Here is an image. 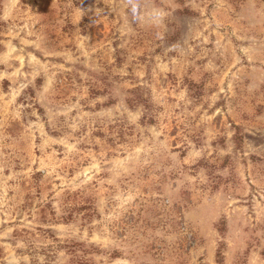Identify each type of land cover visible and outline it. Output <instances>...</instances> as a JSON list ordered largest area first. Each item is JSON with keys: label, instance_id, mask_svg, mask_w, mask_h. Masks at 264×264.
Segmentation results:
<instances>
[{"label": "rangeland", "instance_id": "obj_1", "mask_svg": "<svg viewBox=\"0 0 264 264\" xmlns=\"http://www.w3.org/2000/svg\"><path fill=\"white\" fill-rule=\"evenodd\" d=\"M0 264H264V0H0Z\"/></svg>", "mask_w": 264, "mask_h": 264}, {"label": "clouds", "instance_id": "obj_2", "mask_svg": "<svg viewBox=\"0 0 264 264\" xmlns=\"http://www.w3.org/2000/svg\"><path fill=\"white\" fill-rule=\"evenodd\" d=\"M131 11H132L133 15H136V9H135L134 6H132ZM137 18H138V17H137Z\"/></svg>", "mask_w": 264, "mask_h": 264}]
</instances>
